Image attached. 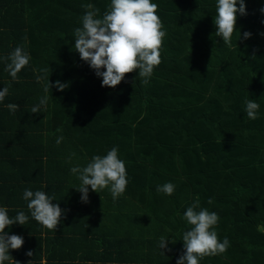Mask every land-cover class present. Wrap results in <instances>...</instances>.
Instances as JSON below:
<instances>
[{
    "label": "trees",
    "instance_id": "16d2710c",
    "mask_svg": "<svg viewBox=\"0 0 264 264\" xmlns=\"http://www.w3.org/2000/svg\"><path fill=\"white\" fill-rule=\"evenodd\" d=\"M152 3L166 31L161 63L147 83L135 70L113 88L102 86L74 47L88 11L83 5L102 18L111 0H0V91L8 88L0 111L18 104L23 134L57 135L55 149L70 151L60 156L64 168H83L117 148L128 179L117 199L109 188H90L87 203L66 195L80 183H49L42 189L48 196L68 200L58 203L72 220L63 230L68 236L58 229L35 234L27 222L18 228V264H68L81 251L87 264H176L191 227L183 214L197 200L218 214L221 242L230 241L225 253L200 264H264V0H245L230 45L215 35L217 0ZM17 46L31 59L13 80L4 58ZM57 81L67 85L63 91ZM45 96L47 104L31 113ZM246 99L260 105L255 120L247 117ZM167 182L175 185L170 196L156 191ZM70 245L76 250L68 254Z\"/></svg>",
    "mask_w": 264,
    "mask_h": 264
},
{
    "label": "clouds",
    "instance_id": "9594fccd",
    "mask_svg": "<svg viewBox=\"0 0 264 264\" xmlns=\"http://www.w3.org/2000/svg\"><path fill=\"white\" fill-rule=\"evenodd\" d=\"M237 4L239 6L237 7ZM88 11L82 18V27L74 31V47L80 58L87 62L98 77H102V86L116 87L124 80L125 75L138 70V76L143 83L153 75L154 68L161 63V48L166 31L157 15L158 5L152 0H111L109 9L102 18H97L99 9L92 4L83 5ZM260 11L264 13V8ZM245 15V0H217L214 24L217 28L216 36L222 37L225 44H231V38L236 31L237 14ZM247 39L251 33L245 32ZM27 37H25V40ZM10 63L6 64V71L15 80L19 73L31 59L22 46H17L9 56L4 58ZM104 69V70H102ZM46 70L41 69V72ZM44 77L38 76L39 82ZM60 91L67 86L60 81L55 85ZM52 85L48 83L44 91L48 92ZM8 95V88L0 91V101ZM48 97L41 98L38 105L31 109V113H39L40 108L47 104ZM260 105L252 99L245 100V111L249 119H257ZM7 108L15 113L19 105L9 103ZM63 137L58 138L60 143ZM73 173H79L80 186L76 188L81 195L82 202L88 201L89 187L92 191L109 188L113 199L121 196L127 187L128 179L125 162L119 159L118 149L112 148L106 155H95L83 168L74 167ZM175 185L167 182L157 186L158 193L172 195ZM23 199L28 201L27 207L31 217L49 230H55L61 222L64 210L59 204L52 201L44 191L25 189ZM208 203H213L212 199ZM199 201H195L183 214V219L191 227L182 234L184 252L176 264H200L206 256L223 254L230 247V241L225 237L223 241L218 238L215 226L219 216L206 208H199ZM29 217L20 211L14 218H10L8 210L0 207V264L12 260L9 250L20 249L24 240L19 235H8L5 228L13 224L24 225ZM167 239L160 238L159 247L166 248ZM174 243V242H173ZM164 254V253H163ZM29 257L31 251L26 253ZM18 264V262H15Z\"/></svg>",
    "mask_w": 264,
    "mask_h": 264
},
{
    "label": "crops",
    "instance_id": "0c3cea01",
    "mask_svg": "<svg viewBox=\"0 0 264 264\" xmlns=\"http://www.w3.org/2000/svg\"><path fill=\"white\" fill-rule=\"evenodd\" d=\"M23 111L20 108L15 113L10 112L9 109L0 111V207H5L8 210L10 218H14L20 211H23L29 217L27 222L28 225H31L30 228L34 229L33 232L45 235L48 231L54 230L47 229L31 217L30 210L27 207L28 201L23 199L24 190L43 191L49 183H57L64 180L71 185H75L81 183V181L78 179L79 173L71 171L72 168L77 166L72 165L64 168L65 165L61 162L60 156L62 152L69 155L70 151H66L65 147L55 149V141L52 140L53 138L54 140L57 139V135H52V138H45L44 135L23 134L21 126L24 123L20 121ZM14 116H17V119H14ZM4 117L5 119H3ZM36 123L38 125V120ZM54 124L56 125V121ZM28 155L37 156L39 159L32 164L20 158ZM13 157H15V160H12ZM12 161L15 162L12 163ZM61 173H67V175H61ZM88 187L90 193L91 187ZM68 190L70 191L67 192V196H75L78 198L77 200L81 201V196L76 193L78 191H74L75 188ZM60 202L67 203L68 200H60L55 197V200L52 201L54 204ZM70 221H72L71 218L64 213L60 224L56 228L59 230L57 235L68 236L66 232L63 233V230L67 229L69 232L71 223L68 222ZM27 222L24 225L17 223L6 227L5 232L8 235H18L20 233L18 228L25 229ZM60 250V248H57L56 251ZM75 250V247L70 245L67 253H74ZM9 254L12 260L5 261L4 264H15L16 250L10 249ZM76 255H78V258L71 260L72 262L68 264H87L88 260L86 262L83 261L86 256L82 257V251ZM45 263H48V261L43 260L42 264Z\"/></svg>",
    "mask_w": 264,
    "mask_h": 264
}]
</instances>
